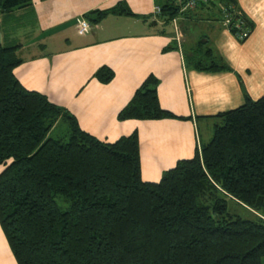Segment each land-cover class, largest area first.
I'll return each instance as SVG.
<instances>
[{
	"label": "trees",
	"instance_id": "obj_1",
	"mask_svg": "<svg viewBox=\"0 0 264 264\" xmlns=\"http://www.w3.org/2000/svg\"><path fill=\"white\" fill-rule=\"evenodd\" d=\"M187 2L161 0L158 17L171 23ZM206 3L253 30L238 0L197 4ZM31 5L0 0V226L18 264H263L264 94L220 112L193 157L145 180L138 130L103 141L16 76L23 44L6 36L1 17ZM109 14L137 15L125 1L85 15L99 23ZM194 49L189 66L230 69L210 48ZM95 76L109 83L115 72L101 66ZM159 85L149 74L118 118L188 119L162 106Z\"/></svg>",
	"mask_w": 264,
	"mask_h": 264
},
{
	"label": "crops",
	"instance_id": "obj_2",
	"mask_svg": "<svg viewBox=\"0 0 264 264\" xmlns=\"http://www.w3.org/2000/svg\"><path fill=\"white\" fill-rule=\"evenodd\" d=\"M124 1L137 15L109 14L99 23L85 15ZM160 5L161 0H32L20 9V15L30 11L32 18L1 17L7 18L5 33L11 41L32 37V44L43 49L21 56L23 63L15 69L21 83L68 108L83 130L103 141L138 130L142 176L149 181H158L180 159L195 155L204 144L201 121L244 104L247 96L258 99L264 94V0H238V9L254 25L244 40L229 31L220 3L185 6L187 11L169 24L158 17ZM82 19L90 22V29L79 34ZM200 47L210 48V58L230 69L199 70L186 64L185 56ZM101 66L115 72L109 83L95 76ZM149 74L160 79L162 106L188 119L118 118ZM0 264H18L1 226Z\"/></svg>",
	"mask_w": 264,
	"mask_h": 264
},
{
	"label": "rangeland",
	"instance_id": "obj_3",
	"mask_svg": "<svg viewBox=\"0 0 264 264\" xmlns=\"http://www.w3.org/2000/svg\"><path fill=\"white\" fill-rule=\"evenodd\" d=\"M20 12H21L20 9H18V11L14 15H12V16H14V19L16 18L17 14L19 15V18H22L23 15L27 16L28 18L29 17L32 18L31 17L32 13L30 11L28 12V15H26V14H23V15L21 14L20 15ZM19 18L17 16V19H19ZM21 20H23V19H21ZM3 28L5 29L6 32H8V29H9L8 22H5V21L3 22ZM18 41L21 42V43H23L24 45H27V47H24L19 52V55L22 56V57H27V56H29V55H31L33 53H36V52H39V51H42L43 50L41 47L38 46V44H32V42H33L32 41V37L19 38ZM175 48L178 49V45L175 46L174 49ZM49 97L50 96H48V98ZM220 121H221V119L215 118L214 120H211L209 122L201 121L199 123L200 133H201L202 140H203V143L204 144L205 143H208L211 140V138L213 137V134H214V126H215L216 123H218ZM62 124H63V126H65V128L67 127L66 126V123L62 122ZM200 146H201V144H200ZM231 205H232V203H231ZM243 213H244V215H246L245 212H243Z\"/></svg>",
	"mask_w": 264,
	"mask_h": 264
},
{
	"label": "built area",
	"instance_id": "obj_4",
	"mask_svg": "<svg viewBox=\"0 0 264 264\" xmlns=\"http://www.w3.org/2000/svg\"><path fill=\"white\" fill-rule=\"evenodd\" d=\"M200 0H188L186 7H194L197 5V3ZM157 12H160V7L157 8L156 10ZM226 17L228 19V29L230 32L234 33V36L239 39V40H244L247 39L250 34L252 33V29H250L249 27H244V22L240 21V19H237L236 22L231 23L232 22V18H231V14L230 13H226ZM235 28H237L236 31ZM88 29H90V22L87 19H82L79 23V27H78V32L79 34H84ZM182 36H178V38L180 39Z\"/></svg>",
	"mask_w": 264,
	"mask_h": 264
},
{
	"label": "water",
	"instance_id": "obj_5",
	"mask_svg": "<svg viewBox=\"0 0 264 264\" xmlns=\"http://www.w3.org/2000/svg\"><path fill=\"white\" fill-rule=\"evenodd\" d=\"M2 37H3V36H2V33L0 32V41H1V42H2Z\"/></svg>",
	"mask_w": 264,
	"mask_h": 264
}]
</instances>
